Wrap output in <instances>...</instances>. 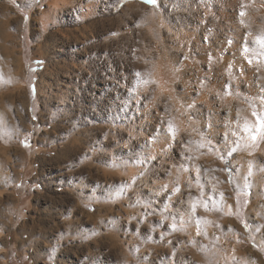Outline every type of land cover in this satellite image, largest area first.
<instances>
[{
	"label": "rangeland",
	"instance_id": "374dc122",
	"mask_svg": "<svg viewBox=\"0 0 264 264\" xmlns=\"http://www.w3.org/2000/svg\"><path fill=\"white\" fill-rule=\"evenodd\" d=\"M132 1L161 10L159 0L155 5L120 0L106 10L98 3L97 13L79 24L69 22L63 9L43 29L38 22L48 14V0H0V30L11 19L10 63L4 67L11 78L0 82V108L8 123L0 131V264H264L261 182L255 197L251 178L233 185L230 174L226 190L218 161L212 165L209 158L207 165L199 159L196 177L188 173L174 191L165 188L170 205L160 214L157 205L140 198L147 181L126 179L105 158L116 148L103 141L106 128L96 117L106 113L109 101L123 108L130 99L119 82L142 71L144 49L150 45L153 51L147 29L155 41L163 40L162 22H154V30L141 14L123 11ZM153 97L151 89L144 96ZM162 101L151 106V117L165 111ZM109 133L106 138L115 140ZM185 142L169 146L167 162L179 166L181 151L196 156ZM263 143L259 131L251 147L233 154L253 158L264 175ZM223 163L229 164L228 158ZM51 170L65 174L58 180ZM146 179L154 183L153 177Z\"/></svg>",
	"mask_w": 264,
	"mask_h": 264
},
{
	"label": "bare ground",
	"instance_id": "6f19581e",
	"mask_svg": "<svg viewBox=\"0 0 264 264\" xmlns=\"http://www.w3.org/2000/svg\"><path fill=\"white\" fill-rule=\"evenodd\" d=\"M119 1L48 0V12L45 11L48 14L41 15L38 23L41 22V28L46 29L49 20L56 22V15L65 9L69 22L79 24L97 13L98 3L106 10L112 5L116 7ZM159 4L161 10L158 12L138 1L128 2L123 7L124 12L141 14L144 20L151 22L154 30L157 27L154 22H162L163 40L155 41L147 29L145 40L153 43V51L149 49L150 45L142 51V71H137L139 75L136 73L134 78L124 75L119 82L131 94L130 99L123 108L109 101L106 113L96 117L102 119L106 128L102 133L103 141L116 148L105 158L111 161L114 168L118 166L120 172L123 171L121 176L126 179L136 176L139 181H147H144L145 185H149L147 192L140 191V198L148 199L152 206L157 205L156 211L160 214L166 212L170 205V196L165 188L174 191L177 181L181 185L190 173L196 177L202 163L199 159H207L203 160L207 165L209 158L212 165L218 161L225 189H231L228 182L230 174L234 176L233 185L245 181L246 177L251 178L249 185L256 197L258 184L264 186L263 165L254 166L253 158H245L241 153L233 154L232 149L239 152L251 147L260 129L258 117L264 113V105L260 101L264 97V49L257 43L258 37H264V0H159ZM9 20L0 30V82H8L11 78L10 70L4 68L10 63L7 54ZM20 21L22 23V18ZM73 48L77 50L78 46ZM150 89L154 93L153 99L144 98ZM247 96L251 99L249 103L243 101ZM162 100L165 116L154 109L155 117H151L149 109L156 101L162 103ZM166 115L167 122L164 120ZM6 117L5 110L0 108V131L3 133L8 128ZM169 121L176 130L175 139L168 131ZM246 124L251 126L250 130H245ZM108 133L115 140H108ZM253 136L256 138L252 139ZM184 141L191 143V147L187 148L190 152H187L190 155L195 149L196 158H190L181 151L179 166L174 165V160L167 162L165 158L169 146ZM100 143L98 141V145ZM259 151L264 153V143ZM174 157H177L176 154ZM225 158L229 161L227 165L223 163ZM181 161L191 166L185 167ZM164 163H168L170 168L165 170ZM50 173L58 180L65 174L59 170H51ZM161 174L163 179L159 178ZM146 176L154 178L152 185ZM157 181L161 183L157 184ZM140 201L144 202L143 199ZM5 262L4 257L2 263Z\"/></svg>",
	"mask_w": 264,
	"mask_h": 264
},
{
	"label": "snow or ice",
	"instance_id": "6c2138e0",
	"mask_svg": "<svg viewBox=\"0 0 264 264\" xmlns=\"http://www.w3.org/2000/svg\"><path fill=\"white\" fill-rule=\"evenodd\" d=\"M146 3H149V4H153L155 5L156 4V0H145ZM257 43L260 45V47L262 49H264V37H258L257 38ZM137 75H139V73H137ZM145 83H148V81H145ZM262 100H264V97L261 98ZM255 115V113H254ZM257 123L261 125V128L259 129V131H264V116H259L258 117V120H257ZM251 126L250 125H245V130H250ZM168 131L169 133L173 136V139H175V128L172 124L171 121L168 122ZM256 137L253 136L252 139H255ZM232 151H235V149H232ZM231 154V153H229ZM193 207H195V205H193Z\"/></svg>",
	"mask_w": 264,
	"mask_h": 264
}]
</instances>
